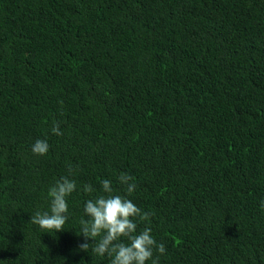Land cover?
I'll return each mask as SVG.
<instances>
[{"label": "trees", "instance_id": "1", "mask_svg": "<svg viewBox=\"0 0 264 264\" xmlns=\"http://www.w3.org/2000/svg\"><path fill=\"white\" fill-rule=\"evenodd\" d=\"M0 264H264V0H0Z\"/></svg>", "mask_w": 264, "mask_h": 264}]
</instances>
